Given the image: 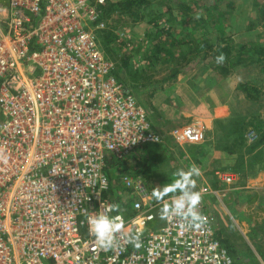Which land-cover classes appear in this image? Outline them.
<instances>
[{
    "label": "built area",
    "instance_id": "obj_1",
    "mask_svg": "<svg viewBox=\"0 0 264 264\" xmlns=\"http://www.w3.org/2000/svg\"><path fill=\"white\" fill-rule=\"evenodd\" d=\"M106 2L0 0V264H245L216 238L202 192L199 227L160 218L176 194L157 201L144 177L110 196L109 163L163 136L101 46ZM204 133L196 122L170 135L195 146ZM96 212L123 216L114 250L89 233Z\"/></svg>",
    "mask_w": 264,
    "mask_h": 264
},
{
    "label": "rangeland",
    "instance_id": "obj_2",
    "mask_svg": "<svg viewBox=\"0 0 264 264\" xmlns=\"http://www.w3.org/2000/svg\"><path fill=\"white\" fill-rule=\"evenodd\" d=\"M151 1L140 11V21L117 13L105 20L102 29L112 35L107 54L115 69L128 58V68L121 74L123 85L163 136L161 144L141 146L123 161L109 163L110 196L124 198L119 192L122 177H144L160 188L172 183L178 170L195 165L201 170L199 177H193L195 190L203 193L209 221L240 248L248 246L257 257L254 264H264L260 255L264 252V177L260 181L259 177H227L245 173L243 162L257 141L252 126L264 131V102L247 100L239 89L241 83H250L264 91V0ZM161 30H171L172 36ZM203 41H209L212 49L201 62L195 53ZM225 43L246 47L233 50L228 75L220 73L221 64L214 57ZM179 70L176 79H169ZM216 106L222 112L212 118ZM196 122L205 129L203 142L176 144L172 129ZM255 154L262 165L264 148Z\"/></svg>",
    "mask_w": 264,
    "mask_h": 264
},
{
    "label": "trees",
    "instance_id": "obj_3",
    "mask_svg": "<svg viewBox=\"0 0 264 264\" xmlns=\"http://www.w3.org/2000/svg\"><path fill=\"white\" fill-rule=\"evenodd\" d=\"M151 0H117V1H107L104 5L101 6V19L103 21L110 19L113 15L120 13L127 15L131 17L134 21H140L142 19L140 15V11L147 7L149 4H151ZM262 12H264V7L262 8ZM162 33H166L167 36H172V31L168 30L167 32L162 31ZM97 35L99 38V41L101 43V46L108 57L107 52L109 51V48L112 44V35L106 31L98 30ZM225 42V41H224ZM223 42V43H224ZM199 47L195 53L197 57L200 58L201 62H204L207 60L208 57V51L212 49L211 44L209 41H203L200 44H198ZM239 49V51H244L246 49L245 46L242 45H237L234 47L231 44L225 43L223 45L218 46L217 53L214 55L215 58L223 54L224 60L220 62L221 64L218 69L222 75H228L231 64H233V50L234 49ZM160 51V47L158 48ZM261 51L264 52L262 49ZM109 58V57H108ZM128 68V58H125L121 60V62L118 63L117 68L114 71V75L116 76L117 80L123 84V80L121 78L122 72H124L125 69ZM181 71H176V73L170 77L169 79H176ZM239 89L245 94V97L249 101L253 102H264V91L261 90L260 88L253 86L250 83H241L239 85ZM254 129V133H256L257 141H255L254 146H253V151L256 150L258 147L264 146V131L257 126H252ZM153 129L155 127L153 126ZM243 136L245 134L241 135L242 139V144L245 143ZM151 145V144H149ZM146 146V145H145ZM259 159V158H258ZM255 163H251V166H255V164H259V160H254ZM264 163V160H263ZM214 231L216 234V238L220 241V243L225 247V249L228 251L229 255L233 257L234 259H242L243 263L245 264H254L257 261L256 255L249 249L248 246H243V248H240L237 246L235 243L231 242L224 234L223 230L219 228L217 225H214ZM262 259L264 260V252L260 253Z\"/></svg>",
    "mask_w": 264,
    "mask_h": 264
},
{
    "label": "clouds",
    "instance_id": "obj_4",
    "mask_svg": "<svg viewBox=\"0 0 264 264\" xmlns=\"http://www.w3.org/2000/svg\"><path fill=\"white\" fill-rule=\"evenodd\" d=\"M224 60L223 54L217 57V62ZM201 170L195 165L187 171L180 169L174 174L172 183L165 184L160 188H153L152 195L157 201L171 194V203L164 201L161 208V218L179 217L187 220L192 227H199L202 216L198 206L201 203V193L196 188V181L193 177H199ZM109 211L119 213V205L112 204L107 206ZM151 219V217H149ZM87 224L90 235L95 237L96 243L104 251L114 250L117 245L114 235L120 232L125 222L121 214L106 215L104 212H96L87 216ZM139 233L131 235L129 242L139 247Z\"/></svg>",
    "mask_w": 264,
    "mask_h": 264
},
{
    "label": "crops",
    "instance_id": "obj_5",
    "mask_svg": "<svg viewBox=\"0 0 264 264\" xmlns=\"http://www.w3.org/2000/svg\"><path fill=\"white\" fill-rule=\"evenodd\" d=\"M252 4H255L254 2L252 3ZM254 34V33H253ZM256 34V33H255ZM180 80V79H179ZM222 110V108L221 107H219V106H216L215 108H213V111H212V114H211V117L212 118H216L218 115H219V112ZM222 112V111H221ZM196 115V116H195ZM194 115V117H199V116H197L198 114H195ZM190 117H192L193 118V114L192 115H190ZM218 118V117H217ZM207 122H208V120H207ZM207 125H208V123H207ZM209 127H210V129H211V123L209 124ZM209 127H208V129H209ZM253 146H254V144H253ZM262 148H264V146H262V147H258L256 150H254L253 152H251L250 153V156L249 157H246L245 158V162H243L244 164H245V173L242 171V173L241 174H239L238 172H236V173H238V175L236 174L235 175V177H259V180L258 181H260L261 179H260V177H264V163L261 165V164H255V166H252V167H248V164L250 163H255V152L259 149V150H261ZM249 158V159H248ZM255 168V169H254ZM254 169V170H253ZM263 180V179H262ZM252 184H254L253 183V180H252V178H250V185L251 186H253ZM259 186H260V184H258Z\"/></svg>",
    "mask_w": 264,
    "mask_h": 264
}]
</instances>
